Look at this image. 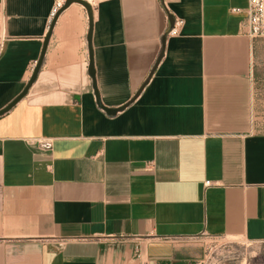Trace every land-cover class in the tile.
<instances>
[{"label": "crops", "instance_id": "1", "mask_svg": "<svg viewBox=\"0 0 264 264\" xmlns=\"http://www.w3.org/2000/svg\"><path fill=\"white\" fill-rule=\"evenodd\" d=\"M52 4L0 0V109ZM247 6L97 0L99 98L127 104L114 114L88 74L86 9H60L0 115V264H190L200 235L264 239V37Z\"/></svg>", "mask_w": 264, "mask_h": 264}, {"label": "rangeland", "instance_id": "2", "mask_svg": "<svg viewBox=\"0 0 264 264\" xmlns=\"http://www.w3.org/2000/svg\"><path fill=\"white\" fill-rule=\"evenodd\" d=\"M199 255L190 264H264V239L258 242L203 234L193 239Z\"/></svg>", "mask_w": 264, "mask_h": 264}, {"label": "water", "instance_id": "3", "mask_svg": "<svg viewBox=\"0 0 264 264\" xmlns=\"http://www.w3.org/2000/svg\"><path fill=\"white\" fill-rule=\"evenodd\" d=\"M72 2H77V3L81 4L86 9V12H87L88 18H89V29H88V34H87V42H88V50H89L88 74H89V76L92 79V87H93V92H94V95H95V98H96V102H97L98 106L100 108H102L107 114H114L117 111L123 109L127 104H124V105L119 106L117 108H109V107H106V106L101 104V101H100V98H99V93H98L97 86H96V83H95V76H94V69H93V56H92V49H91V29H92V10H91V7H90V5L88 3H86L83 0H66V2L64 3L62 8L66 7L67 5H69ZM57 14L54 16V18L51 21V24L49 26V31H48L47 35L45 36V38H44V42H43V46H42V49H41L40 56H39V58H38V60H37V62L35 64V67L33 68L32 74H31L28 82L26 83V85L23 88V90L13 100H11L5 107L0 109V115L2 113L6 112L7 110H9L20 98H22L26 94L27 91H28V88L33 83V81L35 80V78L37 76V73L39 71V68L41 66V63H42V60H43V56H44V53H45V49H46V45H47V41H48V38H49V35H50V32H51V28H52V26H53V24L55 22ZM170 24H172V19H170ZM138 93L139 92H137L136 95Z\"/></svg>", "mask_w": 264, "mask_h": 264}, {"label": "built area", "instance_id": "4", "mask_svg": "<svg viewBox=\"0 0 264 264\" xmlns=\"http://www.w3.org/2000/svg\"><path fill=\"white\" fill-rule=\"evenodd\" d=\"M90 5L94 6L97 0H83ZM66 0H53V4L49 13V20L54 18V16L63 7ZM246 23L249 28V35L252 37H264V0H248V6L246 8ZM183 24L181 18H175L171 26L167 30V35H176ZM2 40L1 28H0V42ZM208 180L205 184H209Z\"/></svg>", "mask_w": 264, "mask_h": 264}]
</instances>
